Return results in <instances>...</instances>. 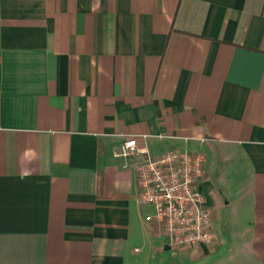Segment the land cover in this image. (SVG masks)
<instances>
[{
	"label": "crops",
	"instance_id": "crops-1",
	"mask_svg": "<svg viewBox=\"0 0 264 264\" xmlns=\"http://www.w3.org/2000/svg\"><path fill=\"white\" fill-rule=\"evenodd\" d=\"M127 137L204 154L217 245L146 219ZM0 264H264V0H0Z\"/></svg>",
	"mask_w": 264,
	"mask_h": 264
},
{
	"label": "built area",
	"instance_id": "built-area-1",
	"mask_svg": "<svg viewBox=\"0 0 264 264\" xmlns=\"http://www.w3.org/2000/svg\"><path fill=\"white\" fill-rule=\"evenodd\" d=\"M112 155L132 170L137 202L152 209L146 219L168 236L173 247L196 249L218 244L211 209L200 189L203 153L168 151L153 156L138 145L136 137H127Z\"/></svg>",
	"mask_w": 264,
	"mask_h": 264
},
{
	"label": "trees",
	"instance_id": "trees-1",
	"mask_svg": "<svg viewBox=\"0 0 264 264\" xmlns=\"http://www.w3.org/2000/svg\"><path fill=\"white\" fill-rule=\"evenodd\" d=\"M104 152H105V148L104 146L100 143L99 144V147H98V157H99V160L103 157L104 155ZM98 188L101 186V176H100V172L98 174Z\"/></svg>",
	"mask_w": 264,
	"mask_h": 264
},
{
	"label": "rangeland",
	"instance_id": "rangeland-1",
	"mask_svg": "<svg viewBox=\"0 0 264 264\" xmlns=\"http://www.w3.org/2000/svg\"><path fill=\"white\" fill-rule=\"evenodd\" d=\"M215 198H217V196H215ZM217 206V205H216Z\"/></svg>",
	"mask_w": 264,
	"mask_h": 264
}]
</instances>
